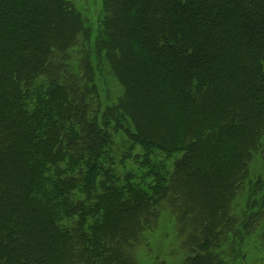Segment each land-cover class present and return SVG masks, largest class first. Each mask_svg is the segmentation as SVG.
Masks as SVG:
<instances>
[{"label":"trees","instance_id":"16d2710c","mask_svg":"<svg viewBox=\"0 0 264 264\" xmlns=\"http://www.w3.org/2000/svg\"><path fill=\"white\" fill-rule=\"evenodd\" d=\"M101 4L0 0V264H134L164 205L187 264L264 249V0Z\"/></svg>","mask_w":264,"mask_h":264},{"label":"rangeland","instance_id":"374dc122","mask_svg":"<svg viewBox=\"0 0 264 264\" xmlns=\"http://www.w3.org/2000/svg\"><path fill=\"white\" fill-rule=\"evenodd\" d=\"M69 1L84 15L93 17V19H90L91 24L95 25V22L99 20L96 18L100 15L102 0ZM115 141L120 147L116 150L117 158H122L125 156V151L130 144L128 145L124 135L118 136ZM139 152L140 150L136 148L133 153L137 154ZM252 170L255 174L260 173L264 176V163L261 160L254 162ZM137 171H141V169L134 163L133 159L126 160L119 167L120 173H134ZM160 215L154 230L146 234L144 239L137 245L134 252V264H187L188 249L190 247L186 244L188 234L185 236L180 235L169 206L164 205ZM243 251L246 255L245 260L239 261L238 264H264V249L261 246L259 233H256L244 244Z\"/></svg>","mask_w":264,"mask_h":264}]
</instances>
